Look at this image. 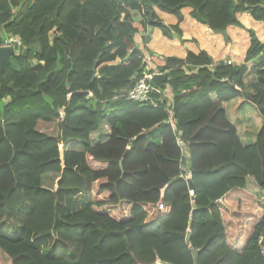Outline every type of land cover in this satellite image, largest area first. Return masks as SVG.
Listing matches in <instances>:
<instances>
[{
	"label": "trees",
	"instance_id": "16d2710c",
	"mask_svg": "<svg viewBox=\"0 0 264 264\" xmlns=\"http://www.w3.org/2000/svg\"><path fill=\"white\" fill-rule=\"evenodd\" d=\"M184 8L226 42L229 27L246 30L245 62L216 63L185 39ZM244 14L264 25V0H0V46L21 39L0 77L1 264H264V199L247 188L252 176L264 190V40ZM155 26L187 54L155 53L147 35L132 48ZM147 64L168 75L175 127L166 103L117 97ZM233 100L262 118L251 142ZM103 122L110 133L93 143ZM75 141L82 150L66 148Z\"/></svg>",
	"mask_w": 264,
	"mask_h": 264
},
{
	"label": "crops",
	"instance_id": "0c3cea01",
	"mask_svg": "<svg viewBox=\"0 0 264 264\" xmlns=\"http://www.w3.org/2000/svg\"><path fill=\"white\" fill-rule=\"evenodd\" d=\"M182 14H183V21L181 23V28L183 31L184 38L196 39L198 41L199 47L209 52L216 61V63H218L219 61L227 62L228 60H232L234 64L240 65L245 62V56L251 43L250 35L246 30L235 26L229 27L228 36L230 37V42H226L224 35L212 32L207 25L196 21L191 16V8H184L182 10ZM159 15L165 24L171 25V24H176L178 22L177 17L173 14L159 12ZM240 21L245 27L254 28L256 30L258 37L261 40H264V25L261 22H251V18L249 14L242 15L240 17ZM146 35L150 36L148 47L151 50H153L155 53L161 55L185 56L187 54V45L189 46L191 45L188 43L183 44L178 37L169 38L163 33L160 27L155 26V27H150L146 32L143 33V35L142 34L138 35L135 39V43L132 45V48L143 49L144 48L143 40ZM16 37L20 38L19 36ZM51 38H53L52 34H51ZM247 65L251 66V63H248ZM147 66L151 68L149 64H147ZM240 102H241L240 100H233L231 102L224 103L230 115L235 114L236 111H239L237 110L238 108L236 106L239 105ZM232 118L235 119L236 117L234 118V116H232ZM259 120H260V124L257 123L256 126H253L252 121H250V123H247V125L244 126L242 130H240L239 128V133L244 139V141L251 142L255 139L257 134L256 130H258L262 125V118ZM165 122L171 124V122L169 121V116ZM172 126L175 127V125ZM110 129H111L110 125L107 122H103L100 128L91 134L92 142L98 143L99 141L101 142L106 140V138L110 133ZM101 130H103L104 134H101V136L96 140V136L97 134L98 135L100 134ZM179 139L180 137L177 138V143L181 147L183 155L186 156L187 146L186 144L185 145L180 144ZM130 148L131 145H128V149ZM189 177L190 176H188V178ZM249 179L250 176L247 179V188L248 186H250Z\"/></svg>",
	"mask_w": 264,
	"mask_h": 264
},
{
	"label": "built area",
	"instance_id": "2783aa9c",
	"mask_svg": "<svg viewBox=\"0 0 264 264\" xmlns=\"http://www.w3.org/2000/svg\"><path fill=\"white\" fill-rule=\"evenodd\" d=\"M4 45H13L14 48L21 45V39L14 36L9 37ZM228 64H231L232 61L228 60ZM165 73L159 69L152 70L147 66L143 73L136 78L135 84L132 89L122 92L121 95L117 97H123L127 100H132L141 104H147L152 107H158L162 103H166L167 111L169 113V121L172 125H175L174 112L172 109L173 95L172 88L167 86L166 83L163 87L157 84L156 76L164 75ZM179 143L185 145L182 139H179ZM163 201L159 202V209H163Z\"/></svg>",
	"mask_w": 264,
	"mask_h": 264
},
{
	"label": "rangeland",
	"instance_id": "374dc122",
	"mask_svg": "<svg viewBox=\"0 0 264 264\" xmlns=\"http://www.w3.org/2000/svg\"><path fill=\"white\" fill-rule=\"evenodd\" d=\"M135 15L137 16V13H135ZM8 100H9V98H7L5 101L8 102ZM236 107L238 108L239 105H237ZM232 116H234V118L236 117V118L242 119L241 120L242 124L239 126L240 130H242V128L244 126H246L247 123H250V121H246L245 120V116L246 117L250 116L252 118V125L253 126H256L257 123L260 124V120L259 119H261V116L258 113L256 107L251 105V104L250 105L249 104L245 105L239 111H236L235 114H232L231 118H232ZM38 129H40L42 131H45L47 133H51V134H57L59 132V127H58V122L57 121L50 122V123H45V122H43V120H41L39 122ZM258 130H256V133H257ZM101 132H103V130H101ZM101 132H100L99 135L97 134L96 140L101 136V134H104V132L103 133H101ZM246 142H248V141H246ZM68 143H70V144L66 148L82 150V146H81L80 142L75 141V142H68ZM63 148H65V147H63ZM59 177L60 176L57 173H48L42 178V185L44 187H48L50 189L54 188L56 182L59 180ZM253 180H254V178H252V176H250V179H249V185L250 186H248L249 190L250 191L254 190L253 192H254L255 195H257L258 197L264 199V190L256 182H254L255 180L254 181ZM13 232H14V230L10 231V233H13ZM1 263H2V257L0 256V264Z\"/></svg>",
	"mask_w": 264,
	"mask_h": 264
},
{
	"label": "water",
	"instance_id": "95a60500",
	"mask_svg": "<svg viewBox=\"0 0 264 264\" xmlns=\"http://www.w3.org/2000/svg\"><path fill=\"white\" fill-rule=\"evenodd\" d=\"M16 54V50L14 48L13 45H1L0 46V77L3 76V72H4V68H5V64H12V58L13 56ZM98 60H95L94 62V70H96V64H97ZM136 75H134L135 77ZM133 77V78H134ZM168 79V75L164 74V75H157L156 76V82L157 84H159L161 87H163L165 85V81ZM78 93H82V94H89L88 91H78ZM188 184L190 189L193 191L194 190V185L191 179H188ZM194 198V197H193ZM190 239H191V231L188 232L187 235V242L190 243ZM198 250L194 249V253L197 256L198 254Z\"/></svg>",
	"mask_w": 264,
	"mask_h": 264
},
{
	"label": "clouds",
	"instance_id": "9594fccd",
	"mask_svg": "<svg viewBox=\"0 0 264 264\" xmlns=\"http://www.w3.org/2000/svg\"><path fill=\"white\" fill-rule=\"evenodd\" d=\"M61 148H63V144L61 145Z\"/></svg>",
	"mask_w": 264,
	"mask_h": 264
}]
</instances>
